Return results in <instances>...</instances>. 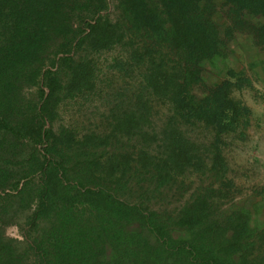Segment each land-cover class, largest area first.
I'll return each instance as SVG.
<instances>
[{
  "label": "trees",
  "instance_id": "obj_1",
  "mask_svg": "<svg viewBox=\"0 0 264 264\" xmlns=\"http://www.w3.org/2000/svg\"><path fill=\"white\" fill-rule=\"evenodd\" d=\"M238 35L264 52V0H0V264H264L224 155L249 82L204 75Z\"/></svg>",
  "mask_w": 264,
  "mask_h": 264
},
{
  "label": "rangeland",
  "instance_id": "obj_2",
  "mask_svg": "<svg viewBox=\"0 0 264 264\" xmlns=\"http://www.w3.org/2000/svg\"><path fill=\"white\" fill-rule=\"evenodd\" d=\"M228 58L215 70L208 69L206 78L216 81L225 76L228 67L241 73L249 82L242 89H234L232 97L240 101L251 112L249 126L245 131L244 140H238L230 135L225 139L224 155L230 168V177L238 186L240 194L230 204L231 207L242 206L251 208L258 200L255 190L264 186V52L253 47L248 38L238 35L228 44ZM117 51L104 54L102 61L116 56ZM99 92L91 95L85 101L77 99L66 101L60 107L57 124L83 123L86 127L95 128V124L102 120L107 108L102 105ZM105 112V113H104ZM161 113L155 117L161 118ZM199 136L200 131H195ZM188 196L186 195V198ZM176 204V203H174ZM253 223H264V209L255 216ZM5 235L11 239H21L16 226L5 229Z\"/></svg>",
  "mask_w": 264,
  "mask_h": 264
}]
</instances>
